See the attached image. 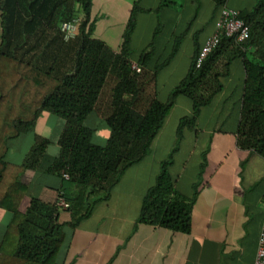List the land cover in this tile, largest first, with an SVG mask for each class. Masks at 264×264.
Masks as SVG:
<instances>
[{"label":"trees","instance_id":"trees-1","mask_svg":"<svg viewBox=\"0 0 264 264\" xmlns=\"http://www.w3.org/2000/svg\"><path fill=\"white\" fill-rule=\"evenodd\" d=\"M164 1L155 11H161ZM213 1L219 12L228 0ZM255 1L252 9L239 10L249 26V38L237 41L222 36L200 67L195 62L202 45L194 35L189 70L157 111L153 103L158 72L171 62L185 35L175 36L166 57H156L160 15L148 50L136 60L137 72L132 68L131 41L137 15L144 11L137 3L114 51L92 36V0H0V210L10 215L0 239V264L54 263L66 230L90 217L96 203L110 198L124 171L148 155L176 98L184 95L192 101L191 114L177 126L180 140L222 89L220 77L229 73L235 58H241L245 71L238 145L264 156V0ZM64 22L76 23L73 37L65 38ZM44 112L62 121L53 157L47 154L50 139L34 131ZM93 114L110 131L103 145L92 142L94 128L87 120ZM132 121L138 131L129 126ZM28 133H33V143L24 160L8 161L11 141ZM172 159L170 154L161 162L143 197L137 223L189 233L193 198L177 191L169 171ZM204 163L205 156L200 172ZM26 169L59 176L57 197L68 203V220L58 221L55 202L51 217H47L48 204L37 197L24 205L29 195L22 180Z\"/></svg>","mask_w":264,"mask_h":264},{"label":"crops","instance_id":"crops-1","mask_svg":"<svg viewBox=\"0 0 264 264\" xmlns=\"http://www.w3.org/2000/svg\"><path fill=\"white\" fill-rule=\"evenodd\" d=\"M160 2L92 0L91 8L95 23L92 36L114 51L119 48L134 3L144 10L137 15L132 35L133 63L148 50L158 15L162 28L157 36L156 57H166L175 36L185 33L171 62L158 72L157 97L153 103L157 111L189 70L195 52L194 35L197 34L201 46L213 33L218 15L213 0H165L161 11H155ZM255 2L228 0L227 6L252 9ZM244 78L242 60L235 58L229 65V73L220 77L222 89L202 108L194 129H185L180 140L177 126L182 117L191 114L192 101L187 96H178L164 117L148 155L124 171L110 198L96 203L90 217L75 229L66 230L64 244L56 261L50 264H253L264 214V156L238 145ZM57 118L44 112L34 129L44 137L39 120L53 121L49 129L56 139L47 148L50 157L58 152L62 121ZM87 123L94 128L92 142L103 145L109 128L95 114L89 116ZM129 126L133 131L139 130L135 121L129 122ZM25 136L11 141L8 161L24 160L33 143ZM17 154L19 160L8 159ZM170 154L173 159L169 171L177 191L193 198L189 233L137 223L143 197L154 184L161 162ZM203 156L205 163L200 172ZM22 180L29 187L24 205L31 197H37L48 204L47 217H51L59 176L41 169H26ZM58 218L60 222L66 221L69 214L59 208ZM9 220L10 215L0 210V239Z\"/></svg>","mask_w":264,"mask_h":264},{"label":"built area","instance_id":"built-area-1","mask_svg":"<svg viewBox=\"0 0 264 264\" xmlns=\"http://www.w3.org/2000/svg\"><path fill=\"white\" fill-rule=\"evenodd\" d=\"M239 10L223 6L216 17L213 33L202 44L196 57V67H200L209 53L219 44L222 36L235 37L237 41H245L249 38V26L239 17ZM76 22V21H75ZM75 22H64L61 29L65 32V38L73 37L76 32ZM132 68L137 72L140 67L132 63ZM65 178L68 177L63 173ZM55 203L59 208L66 209L68 203L62 197H57ZM253 264H264V214L260 226L257 242L256 258Z\"/></svg>","mask_w":264,"mask_h":264},{"label":"rangeland","instance_id":"rangeland-1","mask_svg":"<svg viewBox=\"0 0 264 264\" xmlns=\"http://www.w3.org/2000/svg\"><path fill=\"white\" fill-rule=\"evenodd\" d=\"M53 119H56V118H53ZM57 119H59V118H57ZM57 121H59V120H57ZM39 122H40L41 128L44 129V133H45V134H44V135H45L44 137L50 139L51 142H53V141L56 139V136L53 135V133L51 132V129H49V128H50L49 124L52 125V124H53V121L50 120V121L47 123V120H46V119H42V120H39ZM42 125H44V126H42ZM48 126H49V127H48ZM36 127H37V125H36ZM45 128H46V129H45ZM35 129H36V128H35ZM48 129H49V130H48ZM35 131H36V130H35ZM29 134H32V133L25 134V135H26L25 137H29V138H31V139L33 140V135L30 136ZM23 141H24V140H23ZM25 141H26V140H25ZM53 149H54V147L51 148V151H53ZM19 156H20V154L15 155V157L8 156V159L11 160V161H17V160H19V158H20Z\"/></svg>","mask_w":264,"mask_h":264}]
</instances>
